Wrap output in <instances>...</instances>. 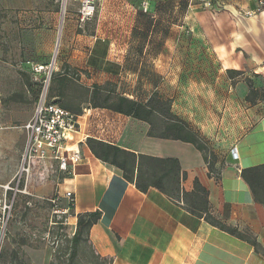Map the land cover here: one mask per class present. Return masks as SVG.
<instances>
[{"label":"crops","instance_id":"obj_1","mask_svg":"<svg viewBox=\"0 0 264 264\" xmlns=\"http://www.w3.org/2000/svg\"><path fill=\"white\" fill-rule=\"evenodd\" d=\"M202 1L102 0L96 29L82 35L72 33L82 26L76 3H69L62 18L57 0H0V12L7 14L0 19V40H8L0 43L15 45L14 52L31 66L47 64L55 45L63 44L53 73L69 79L61 67L66 65L68 72L79 77L70 81L85 90L83 101L67 105L68 111L80 112L77 134L66 143L80 152V163L67 177L52 160L38 165L62 177L57 195L71 192L74 196L66 215L72 236L79 215L99 214L84 241L101 264H264V208L253 201L240 178L243 169L264 164V10L257 11L254 0H210V9H204ZM118 26L121 31L111 30ZM4 50L0 46V59L7 57ZM208 59L214 66L207 65ZM226 71L240 75L230 78ZM23 72L36 80L30 70ZM246 81L258 92L252 104L245 101ZM226 82L232 92L226 106L234 110L227 120L217 119V133L210 136L208 126L194 120L186 98L193 90L209 89L216 92L217 104L225 106ZM30 83L40 85V80ZM19 84L26 95L31 93ZM106 84H112L118 95L141 103L157 91L171 101V112L207 143L215 137L221 145L227 138L226 150H212L219 175L208 176L201 153L191 144L149 137L150 126L145 122L90 108L92 87ZM21 127L0 129V169L11 173L18 169L25 142ZM87 139L135 155L177 160L185 174L182 190L191 193L197 181L207 192L212 218L235 230L242 240L191 214L184 201H172L154 188L141 193L123 179L120 170L96 159L86 146ZM5 155L9 167L2 165ZM3 176L11 178V174ZM60 201L67 205L65 199ZM251 241L257 250L249 245ZM31 262L52 264V251L45 249L40 260Z\"/></svg>","mask_w":264,"mask_h":264},{"label":"rangeland","instance_id":"obj_2","mask_svg":"<svg viewBox=\"0 0 264 264\" xmlns=\"http://www.w3.org/2000/svg\"><path fill=\"white\" fill-rule=\"evenodd\" d=\"M66 14L67 12L64 14L61 12L62 18H65ZM96 15L97 12L90 21L75 28L72 33H82V35L92 34L94 29H96ZM2 17H7V14L0 12V19ZM111 30L115 32L121 31L120 26L112 27ZM0 41L6 42L8 40L6 37L5 40ZM8 45V43H0V46L5 49L4 54L7 55L6 58L0 59V129L15 131L19 130L21 125L32 115L36 99L32 93L26 95L25 92L21 91L19 83L25 85L26 75L23 71L30 70L32 72L35 66L28 65L25 58L22 55L19 56L18 51L14 52L15 45ZM62 46L63 44L61 43L58 46L57 44L55 45L51 58L43 67L52 65L53 72L57 66L59 67ZM207 65L214 66L209 59ZM61 67L68 73L69 79L61 87H57L56 85H53L51 88L49 87L47 99L51 103H59V106L65 104L72 107L81 100L83 101L85 92L74 82L70 81L71 79L77 81L79 79L78 74L71 71L68 72V68H65L66 65L64 64ZM34 76L32 74V79ZM43 76V73L36 75V80L34 81L38 82ZM28 79L34 83L31 77ZM229 86L226 82L224 88L225 106L217 104L215 101L216 92L209 89L193 90L189 92V96L186 98L188 109L193 114L194 120H202L208 126L207 132L210 136L212 134L215 136L217 133L215 124L218 118L224 117L226 119L232 116L234 108L226 106L228 98L232 95V92H228ZM103 87L107 90L114 88L112 84H106ZM204 98L208 101L206 102ZM203 119H207V121ZM208 143L207 146L212 152V150H226V146H228L230 141L226 138L223 139L221 145H217L214 137ZM3 159L4 163L2 165L4 164V167H9L8 155H5ZM20 159L21 154L17 158V168ZM0 170V184L8 183L15 173H11L10 169L7 168ZM6 174H11V178H5L3 175ZM61 179L62 177L56 172H45L38 165V162H35L29 172L27 182L22 181L18 186V190L22 192L17 193L14 197L12 194L8 195L11 204L8 220L4 221L0 216V264H32L31 261L37 262L38 259H41L42 252L45 249L52 251V264H68L67 260L71 252L70 239L73 227L69 216L54 214V208L48 201L57 195V185ZM14 184L11 186L14 187ZM64 205L65 202L59 201L55 210H60ZM73 264H101V262L96 260L89 245L85 241H82L77 248V257Z\"/></svg>","mask_w":264,"mask_h":264},{"label":"trees","instance_id":"obj_3","mask_svg":"<svg viewBox=\"0 0 264 264\" xmlns=\"http://www.w3.org/2000/svg\"><path fill=\"white\" fill-rule=\"evenodd\" d=\"M145 14L149 17L148 14L150 12L146 11ZM141 38L144 39L145 36L142 35ZM226 75L233 78V75L238 76L240 73L226 71ZM67 80L52 72L49 87L51 88L54 84L57 87H61ZM246 85L248 92L245 96V101L252 104L255 102L258 92L254 90L250 82L246 81ZM25 86L33 97L37 99L40 93V85L30 83L26 76ZM89 93L88 104L90 108L109 110L113 113L145 122L150 126L149 137H159L160 139L191 144L201 153L207 166L208 176L216 177L219 175V170L215 169L216 156L209 150L207 141L189 123L179 119L171 112V101L159 92H152L144 103L118 95L115 88L107 90L103 86L94 85ZM263 97L264 95H262ZM60 107L67 111L69 110L65 104L60 105ZM73 114L80 115V112ZM86 146L96 159L120 170L123 179L133 184L141 193L154 188L172 201H184V205L191 214L198 218H203L210 225L218 227L224 233L242 240L241 238L243 237L238 235L235 230L225 228L212 218L208 210L207 192L197 181L194 182L191 193L188 194L182 190L185 174L181 171L177 160L135 155L116 146L92 139L86 140ZM240 178L248 187L253 201L264 208V164L243 169L240 172ZM71 208L72 206L69 205V212ZM98 219L99 214H84L77 217L75 233L70 239L71 252L68 256V264L73 263L77 246L85 240L84 238L87 236L89 229ZM249 245L254 250L258 248L254 241H251Z\"/></svg>","mask_w":264,"mask_h":264},{"label":"built area","instance_id":"obj_4","mask_svg":"<svg viewBox=\"0 0 264 264\" xmlns=\"http://www.w3.org/2000/svg\"><path fill=\"white\" fill-rule=\"evenodd\" d=\"M62 14L66 13L69 3L78 5L77 21L82 25L90 21L96 14L97 8L102 0H57ZM257 11L264 10V0H254ZM204 9H210L212 3L210 0L202 1ZM53 72L52 65L48 67L35 66L32 73L40 75V93L34 105L31 118L25 123L21 130L25 134V142L21 153V159L16 173L10 182L0 184V216L2 220L7 221L11 204L9 194L13 197L17 193L19 184L27 182L29 172L35 162L52 160L57 163L58 170L66 177L71 175L72 169L81 161V155L78 150L68 148L67 142L72 141L73 136L77 134V117L73 113L61 108L60 106L48 102L47 92L50 85V77ZM232 152V156L235 153ZM13 183L14 187L11 186ZM60 199H65L67 205L60 210L57 204ZM54 208V214L68 215V206L73 205L74 196L71 192H65L62 196L56 195L48 200Z\"/></svg>","mask_w":264,"mask_h":264}]
</instances>
